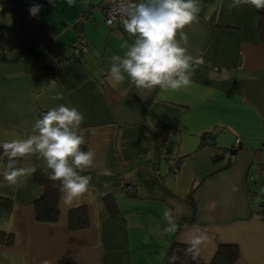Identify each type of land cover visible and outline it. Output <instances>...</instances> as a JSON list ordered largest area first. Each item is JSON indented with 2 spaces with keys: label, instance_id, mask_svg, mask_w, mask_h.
<instances>
[{
  "label": "crops",
  "instance_id": "1",
  "mask_svg": "<svg viewBox=\"0 0 264 264\" xmlns=\"http://www.w3.org/2000/svg\"><path fill=\"white\" fill-rule=\"evenodd\" d=\"M199 2L198 20L184 31L189 52L203 63L190 86L164 93L110 76L106 57L123 55L133 37L104 25L101 0L72 7L17 0L0 9V143L27 138L42 113L64 104L84 115L81 147L95 152L81 173L92 178L88 191L71 204L60 192L52 223L34 217L41 159L20 161L29 171L15 184L0 174V199L10 203L0 205V233L12 238L0 245V264H163L172 242L189 245L200 234L207 237L196 251L202 264L220 245L236 247L232 264H264V42L257 30L264 9ZM78 36L86 52L71 61ZM56 93L63 99L52 100ZM214 154L224 158L213 164ZM169 159L178 160V172ZM107 195L115 218L104 207ZM79 206L88 225L71 231L68 212ZM166 209L177 230L161 235Z\"/></svg>",
  "mask_w": 264,
  "mask_h": 264
},
{
  "label": "clouds",
  "instance_id": "2",
  "mask_svg": "<svg viewBox=\"0 0 264 264\" xmlns=\"http://www.w3.org/2000/svg\"><path fill=\"white\" fill-rule=\"evenodd\" d=\"M69 7L75 0H67ZM251 5L264 9V0H231L229 9ZM40 5L30 7L36 16ZM199 0H122L119 6L120 20L124 30L133 37L126 45L123 55H111L108 71L117 82L127 77L137 89L161 93L187 88L192 83L196 65L203 63L188 50L189 38L184 29L198 20L202 11ZM52 100H62L56 93ZM84 115L75 107L60 104L42 113L35 121L32 133L24 139H13L0 143L6 163L2 174L5 181L15 184L29 169L19 166V161L37 156L44 168L50 169L49 179L60 182V192L65 204H71L89 189L91 176L81 173L92 167L95 152L82 150L85 137L81 132ZM34 171V169H32ZM105 175L110 171L105 169ZM107 186V185H105ZM166 226L161 235L173 233L177 224L166 209L163 213ZM207 239L205 234L194 235L187 251L195 254Z\"/></svg>",
  "mask_w": 264,
  "mask_h": 264
},
{
  "label": "trees",
  "instance_id": "3",
  "mask_svg": "<svg viewBox=\"0 0 264 264\" xmlns=\"http://www.w3.org/2000/svg\"><path fill=\"white\" fill-rule=\"evenodd\" d=\"M17 0H0V9L7 8L10 3ZM104 20V19H103ZM77 26V25H75ZM78 27V26H77ZM119 29H122L118 27ZM258 36L261 42H264V20H259L258 26ZM76 45V44H75ZM75 49V47H74ZM73 49V50H74ZM72 57L71 61H74ZM82 150H84L82 148ZM237 149H229L228 155L229 159L227 161V168L231 164L232 157L236 154ZM224 158V154L212 156V163H219ZM6 157L3 156L2 149H0V164L6 163ZM22 161V160H21ZM20 163V161H19ZM171 169V168H170ZM50 169H35L33 173V182L36 186L40 188L39 196L33 202L34 217L37 222H56L59 216L58 211V200L60 194V182L52 181L49 179ZM172 173H174L171 170ZM34 185V186H35ZM107 195L105 197V206L110 214V218H115L116 209L114 207L113 201ZM188 203L192 202V196L189 195L187 198ZM9 201L0 199V205L9 208ZM87 212L84 206L76 207L68 212V228L71 231L80 230L86 228L88 225ZM12 238L9 235H2L0 233V245L10 244ZM189 245L181 244L177 242H172L165 252L163 258V264H202V260L197 253H189L187 251ZM238 252L236 247L233 245H220L216 253L209 262L210 264H232L237 258Z\"/></svg>",
  "mask_w": 264,
  "mask_h": 264
},
{
  "label": "built area",
  "instance_id": "4",
  "mask_svg": "<svg viewBox=\"0 0 264 264\" xmlns=\"http://www.w3.org/2000/svg\"><path fill=\"white\" fill-rule=\"evenodd\" d=\"M121 3L122 0H101L100 6L103 13L104 25H106L107 27L115 26L124 29L120 20V13H119V6ZM85 52H86L85 40L81 36H78L74 49V55H73L74 59L75 60L79 59V57L83 55ZM234 141L235 142L233 145V149H237L240 144V141L239 139H236ZM167 164L174 173L178 172L177 159H169L167 161ZM125 192L128 194H134L133 192L135 191L130 187H126Z\"/></svg>",
  "mask_w": 264,
  "mask_h": 264
},
{
  "label": "rangeland",
  "instance_id": "5",
  "mask_svg": "<svg viewBox=\"0 0 264 264\" xmlns=\"http://www.w3.org/2000/svg\"><path fill=\"white\" fill-rule=\"evenodd\" d=\"M261 184H262V189L260 190L261 191V193L262 194H264V178H262V180H261V182H260ZM259 194V193H258ZM256 201H258V202H261L262 200L260 199V198H256Z\"/></svg>",
  "mask_w": 264,
  "mask_h": 264
}]
</instances>
